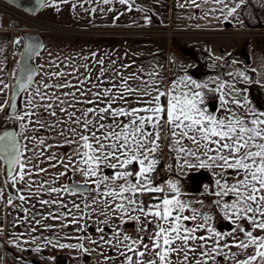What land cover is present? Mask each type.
Masks as SVG:
<instances>
[{
  "label": "snow or ice",
  "instance_id": "1",
  "mask_svg": "<svg viewBox=\"0 0 264 264\" xmlns=\"http://www.w3.org/2000/svg\"><path fill=\"white\" fill-rule=\"evenodd\" d=\"M245 2L237 0L230 6L229 0H187L198 9L218 6L209 9L212 13L218 10L224 15L226 10L224 19L235 16ZM92 3H118L131 12L136 0H36L32 11L49 7L59 12L67 5L72 11L79 7L96 13V7L85 8ZM12 42L21 45V38ZM43 49L42 43L25 45L17 64L12 102L0 104V112L7 106L20 129L19 135L7 130L0 133L4 178L0 205L6 202L23 213L13 219V227L27 225L18 236L9 234L11 245L21 252L37 253L42 250L38 240L45 247H73L44 237L41 230L75 225L85 233L79 240L87 238L98 248L115 251L114 257H104L107 264H220L224 260L264 264V110H245L244 105L250 103L246 98L222 96V114H214L203 107L202 90L208 88L207 83L182 76L166 86L160 71H146L142 66L129 71L134 61L119 67L115 61L106 65L96 53L82 57V65L68 58L48 60V70L46 65L29 63ZM239 75L244 77L243 72ZM8 87L0 79V93ZM19 93H27V98H21L18 110ZM29 132L37 135H27ZM41 132L48 135L41 136ZM54 148L63 149L62 154ZM163 148L175 154L181 171L212 172L214 188L206 189V194L215 197V208L235 225L230 232L217 231L210 224L212 215L182 199L177 182L154 183ZM41 174L48 178L38 180ZM69 174L83 181L60 184ZM7 189L13 191L6 194ZM92 192L96 195L91 196ZM65 194H88L85 198L90 196L92 203H84L85 209L104 206L99 213L103 219L94 229L98 239L87 237L81 225L85 215L81 204L73 200L70 206ZM146 195L151 202L143 199ZM128 222L140 225L135 234L123 229ZM38 232L40 236L35 235ZM76 247L85 250L82 243Z\"/></svg>",
  "mask_w": 264,
  "mask_h": 264
},
{
  "label": "crops",
  "instance_id": "2",
  "mask_svg": "<svg viewBox=\"0 0 264 264\" xmlns=\"http://www.w3.org/2000/svg\"><path fill=\"white\" fill-rule=\"evenodd\" d=\"M235 2L237 0H229L230 6L234 5ZM257 2H262V0H246L236 15L227 19H224L226 10L224 15H221L218 10L214 13L209 12L210 8L218 6L202 5L198 9L187 3V0H136L131 12L118 3L113 5L85 4V8L88 9L96 7V13L86 12L79 7L72 11L67 5H62L59 12L44 7L37 15L32 16V19L34 22H38V25H35V28L29 25L30 29L32 28L31 30L38 31L44 45L41 56L36 58V65L37 67L46 65L45 70H48V60L59 61L65 58H68L71 63L82 65L85 63L82 57L88 56L91 58V54L96 53V58H104L106 65L109 61H115L116 66L119 67L121 64H129L134 61L135 63L129 71L135 70L137 66L144 67L146 71H160L166 86L169 80L178 79L182 76H190L197 83H207L208 88L202 90L204 96L203 107L214 114H222V96L228 100L235 98L243 101L246 98L250 103L244 105L245 110L249 108L264 110L258 92L253 91L250 85H246L237 78L240 72L246 70L244 63H246L248 57L246 49L249 46V40H245L246 37L243 36L242 31L255 29L260 23L257 22L258 19L256 18ZM180 5H184V7H180ZM101 8H112L113 11L101 12ZM141 8L144 11L138 10ZM206 12L209 14L206 15ZM247 13H249V16L250 14L253 16L251 24H248L249 16ZM161 27L194 31L193 34L198 32L200 35H176L174 38H169L160 34L124 32V30ZM21 32L22 25L10 15L0 11V79H3L9 85L4 93H0V104H4L5 101L9 103L11 98L18 71L17 64L24 44ZM223 37H230V39L223 42L216 41L217 39H223ZM17 38H21V45L12 42ZM222 47L230 48V51L222 52ZM214 54L216 55V61H209L208 59L204 61V58L202 59V56L210 58ZM229 55L231 56L230 59L228 58ZM209 63L218 66V68L209 69ZM13 73H16V76ZM212 77L217 78L212 79ZM37 79L39 78L37 77ZM221 84L225 85L222 89L219 87ZM24 98H27V93H25ZM212 101L218 103L216 111L211 110L210 103ZM228 106L236 110L234 104ZM6 109L7 106H5L4 111L0 112V129L19 124L16 120L9 121L11 117L6 116ZM29 128H31V125H29ZM26 134L37 135L35 132ZM40 135L46 137L48 134L41 132ZM53 151L60 155L63 149L54 148ZM158 156L160 164L156 172L153 173L155 184L162 186L168 180L177 182L182 199L191 202L194 207L199 208L201 211H206L212 215L213 219L210 224L217 231L226 234L235 227L231 221L224 218L219 209L215 208L214 203H212L215 197L206 194V189L211 191L214 188L215 177L210 170H179L175 154L167 148H163ZM169 164L173 166L171 169L168 167ZM0 168H2V164H0ZM60 170L63 171V169ZM110 171V169H105L106 173ZM69 177L74 182L83 181L82 177L69 174L68 177L61 178L60 184L68 183ZM47 178V176L41 174V177L37 179ZM3 187L4 178L2 171H0V188ZM12 191V189H7L6 194ZM95 195V192L91 193V196ZM86 196L77 195L73 197L65 194L64 198L70 206L73 200L81 204V212L85 214L81 225L86 228L88 238L98 239L99 234L94 229L99 220L103 219L102 216H99V213L105 209L103 205L94 206L95 211L91 208L85 209L84 203H92L91 197L88 196L86 199ZM44 198L48 197L45 196ZM201 201H203V204L200 203ZM16 203L19 204V201H16ZM28 206L25 205V207ZM44 211H47V209H44ZM0 213H2L0 215V227L4 229V234L0 235V241L4 244L3 248H0V264H22L25 258L20 260L16 257H24L27 252H21L20 249L11 245L8 240L9 234L18 236L24 232L26 224L13 227V219L23 215V213L19 209L9 208L6 202L0 205ZM108 214L112 215L111 212ZM48 223L55 224L57 222L48 221ZM226 223L232 226L230 230L225 227ZM243 226L250 227L247 223H244ZM122 227L128 234H135L140 225L135 222H128ZM41 231L44 237L52 238L54 241L58 239L59 243L73 246L65 248L45 247L43 240H38L41 245V252H46L51 259L66 257L67 262L71 260L74 264H107L104 257L109 255L114 257L116 255L115 251L110 250L107 246L98 248L96 245L89 243L87 238L79 240L78 238L84 237L85 233L77 231L75 225L67 229L57 228L51 231L42 229ZM35 235L40 236V232L35 233ZM23 238L27 239L28 237ZM80 243L84 245L85 250L76 247ZM233 251H236V249H233ZM220 264H230V261L224 260Z\"/></svg>",
  "mask_w": 264,
  "mask_h": 264
},
{
  "label": "rangeland",
  "instance_id": "3",
  "mask_svg": "<svg viewBox=\"0 0 264 264\" xmlns=\"http://www.w3.org/2000/svg\"><path fill=\"white\" fill-rule=\"evenodd\" d=\"M257 7H258V9L256 10V12H257L256 18L258 19L257 22L258 21L260 22L259 26H256L255 29H251L249 31H247V30L242 31L243 36L246 37L245 40H249V46L246 49L248 57L246 56L247 57V59L245 61L246 63H244V67L246 70L243 71L244 77H246V78L241 77L239 74H238V76L237 75L236 76L238 79H240L246 85H250L253 88V91L258 92L259 98L261 99L262 104L264 105V0H262V2H259V3L257 2ZM247 10H249V9H247ZM248 12H250V10ZM247 15L249 16V13H247ZM252 19H253V16H251V14H250V16L248 18V22H249L248 24L252 23ZM36 23H38V22H36ZM31 26H32V28L33 27L35 28V25L31 24ZM55 29H57V28H55ZM38 30H39V26H38ZM195 34L200 35V33H198V32H195ZM195 34L189 33V32H183L181 34H177V36H182V35L196 36ZM175 36H172L169 38H174ZM226 39H230V37H223V39L222 38L217 39L216 41L217 42H221V41L223 42ZM203 40H205V39H203ZM198 41H200V40H198ZM225 49L226 48H223L222 52L230 51V48H227L226 50ZM215 57H216V55L214 54L213 57H210V58L209 57L205 58L204 56H202V59L204 58L203 59L204 61H206V59H208L209 61L210 60L216 61ZM228 58L230 59L231 56L229 55ZM210 65H211V63H209V66ZM213 66L216 67L215 69L218 68V66H216V65H213ZM215 78H217V77H212V79H215ZM10 120L12 121L15 119L11 117V118H9V121ZM25 256H26V254H24L23 258H26Z\"/></svg>",
  "mask_w": 264,
  "mask_h": 264
},
{
  "label": "water",
  "instance_id": "4",
  "mask_svg": "<svg viewBox=\"0 0 264 264\" xmlns=\"http://www.w3.org/2000/svg\"><path fill=\"white\" fill-rule=\"evenodd\" d=\"M7 3H9L10 5L24 11L25 13L31 15V16H35L37 15L43 8H38L35 12L32 11V9L34 7H36V0H3ZM21 38L22 40L24 41V44H23V48L21 50V53L24 52L25 50V45L28 44L29 42H33V43H42L43 44V41H42V38L41 36L39 35L38 31L36 30H31L28 25L24 24L22 25V32H21ZM36 58L37 57H33L31 61H29V63L33 64L34 66L37 67L36 65ZM21 61V55L19 56V61ZM19 75V72L17 71V76ZM16 76V78H17ZM16 84V79H15V82H14V85ZM16 91V89L13 87V90H12V94H11V98H10V101L9 103L12 102V96H13V92ZM25 96V93H19V95L17 96V104H18V110H19V107L22 106V100L21 98H24ZM210 106H211V110L212 111H216L217 110V106H218V103L217 101H212L210 103ZM5 114L6 116L8 117H12L11 116V110L7 107L6 111H5ZM15 131L17 133H19V127L18 125H12V126H8V127H5V128H1L0 129V133H2L3 131ZM74 182L72 180L71 177H69V180H68V183H72ZM88 187H92L91 185H88ZM84 195H88V194H84ZM225 227L230 230L232 228V226L229 224V223H226L225 224ZM4 244L2 241H0V248H3ZM57 263L58 264H67V261H66V257H60L59 260H57Z\"/></svg>",
  "mask_w": 264,
  "mask_h": 264
},
{
  "label": "built area",
  "instance_id": "5",
  "mask_svg": "<svg viewBox=\"0 0 264 264\" xmlns=\"http://www.w3.org/2000/svg\"><path fill=\"white\" fill-rule=\"evenodd\" d=\"M0 11L10 15L13 19L18 20L22 24L27 25H38L34 20L32 19V16L25 13L24 11L10 5L9 3L0 0ZM126 33H134V34H160V35H166L168 37L175 36L177 34H181L183 32H189L194 33V31H182V30H176L174 28L170 27H164V28H143V29H137V30H124ZM211 69H215V66L211 65L209 66ZM143 199L145 201L151 202L149 199V196H144Z\"/></svg>",
  "mask_w": 264,
  "mask_h": 264
},
{
  "label": "flooded vegetation",
  "instance_id": "6",
  "mask_svg": "<svg viewBox=\"0 0 264 264\" xmlns=\"http://www.w3.org/2000/svg\"><path fill=\"white\" fill-rule=\"evenodd\" d=\"M26 258L24 259L25 261H28L30 264H58L57 260L58 258L51 259L48 257L46 252H39V253H34L32 252H27V255L25 256ZM57 259V260H56ZM69 260L67 264H69Z\"/></svg>",
  "mask_w": 264,
  "mask_h": 264
},
{
  "label": "trees",
  "instance_id": "7",
  "mask_svg": "<svg viewBox=\"0 0 264 264\" xmlns=\"http://www.w3.org/2000/svg\"><path fill=\"white\" fill-rule=\"evenodd\" d=\"M22 264H25L24 262L22 263ZM30 264V263H29ZM69 264H74L73 262H71V260H70V263Z\"/></svg>",
  "mask_w": 264,
  "mask_h": 264
}]
</instances>
